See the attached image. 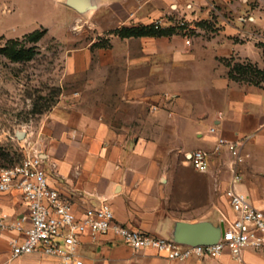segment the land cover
I'll use <instances>...</instances> for the list:
<instances>
[{
    "label": "crops",
    "instance_id": "crops-1",
    "mask_svg": "<svg viewBox=\"0 0 264 264\" xmlns=\"http://www.w3.org/2000/svg\"><path fill=\"white\" fill-rule=\"evenodd\" d=\"M57 1L68 6L65 0ZM92 1L102 15L97 19L94 13L87 24L93 29L100 27L103 18L111 45L98 48L94 55L92 45L100 40L94 38L87 47L77 49L72 55L76 72L86 69V59L88 66L95 59L94 75L104 76V88H108L112 76L126 77L119 89L123 99H116L115 106L119 108L139 103V64L154 60L151 75L155 76L163 74L159 61H166L167 81L158 84L153 92H173L178 110L167 121L140 119L133 127L130 119L115 121L98 111L84 110L80 102H61L55 107L43 138L50 183L78 210L97 201L87 194L94 193L108 198L121 223L176 240L185 223L208 222L219 228L225 219L234 217L225 195L231 155L227 149L214 153L218 138L225 137L242 142L246 161L238 188L264 210V83L232 79L230 67L224 63L227 58L242 54L240 44L229 37L197 35L188 45L177 34L178 28L168 35L122 37L116 32L123 27L153 24L155 18L171 9L188 12L191 27L201 30L207 16L198 9L197 0ZM69 8L75 12L69 28L75 27L76 20L89 16L78 17L76 14L81 12ZM109 88L112 100L114 87ZM66 103L70 105H62ZM143 124H151V128ZM212 126H216V132L210 130ZM190 133L195 137L192 148L182 140ZM195 149L211 152L207 172H198L186 159H180L179 150L188 153ZM27 211L19 191L0 194V213L14 220ZM16 235L14 230L0 229V264H61L58 257L40 251L13 256L10 241ZM78 253L84 264L234 263L229 250L217 256L183 260L150 248L136 251L113 232L100 234L96 239L83 235ZM242 264H264V248H246Z\"/></svg>",
    "mask_w": 264,
    "mask_h": 264
},
{
    "label": "rangeland",
    "instance_id": "rangeland-1",
    "mask_svg": "<svg viewBox=\"0 0 264 264\" xmlns=\"http://www.w3.org/2000/svg\"><path fill=\"white\" fill-rule=\"evenodd\" d=\"M197 1H200L198 9L207 16L203 18L205 22L201 30L191 27L188 12L173 9L154 21H159L163 26H176L180 29L177 34L188 45L191 38L197 35L233 39L240 44L239 52L242 54L229 57L224 63L229 67L240 64L252 67L254 71H262L256 79L264 83V0ZM94 13L97 19L102 15L97 8L76 14L78 17L89 16L82 21L76 20L75 27L69 28L75 12L60 1L0 0V47L11 39H19L27 49L33 50L31 58L20 61L0 52V168L18 163L23 157L24 147L29 144L37 143L39 148L45 149V129L49 126L55 107L61 102L76 105L80 102L84 110L98 111L99 115L113 117L115 121L130 119L133 127L140 119L147 121V118H156L164 122L177 113L173 92L161 89L153 92L158 84L167 81L168 77L164 75L166 61H159L164 69L163 74L155 76L151 75V69L156 65L154 60H144L139 64V103L135 106L121 105L119 108L115 106L116 99H123L119 89L126 77L112 76L108 88H104V76L94 75L97 68L94 58L89 66L86 59V69L76 72L72 55L77 49L87 47L94 38L100 39L92 45L94 55L98 48L111 45L106 38L108 29L103 18L100 27L89 28L88 19ZM35 29L46 32L38 41L24 40V35ZM132 79L135 81V77ZM92 84L96 88H90ZM111 85L114 87L112 100L109 93ZM49 103L51 106L46 108ZM70 103L62 105L69 106ZM40 110L43 112L40 113ZM144 126L151 128V124ZM19 131L24 132L23 137H19ZM182 140L185 146L192 148L195 137L192 133L185 134ZM175 144H179V141L175 140ZM179 156L185 160L186 151L179 150Z\"/></svg>",
    "mask_w": 264,
    "mask_h": 264
},
{
    "label": "built area",
    "instance_id": "built-area-1",
    "mask_svg": "<svg viewBox=\"0 0 264 264\" xmlns=\"http://www.w3.org/2000/svg\"><path fill=\"white\" fill-rule=\"evenodd\" d=\"M155 24L161 26L159 21ZM210 130L216 132L217 128L212 126ZM36 144L24 147L18 163L0 168V194L17 190L28 207L27 213L14 220L0 213V229L17 233L10 241L13 256L40 251L58 257L61 264H84L78 253L82 236L96 239L109 232L136 251L150 248L181 260L217 256L229 250L233 264H242L246 248H264V210L238 188L243 178L241 167L246 161L242 142L219 137L215 144L214 153L227 149L231 155V175L225 195L234 217L225 219L224 231L215 243L197 245L128 227L117 220L108 198L94 193L87 194L97 201L86 202L81 210L76 209L73 201L50 183L45 154ZM210 155L205 149H195L186 153V160L196 171L207 172Z\"/></svg>",
    "mask_w": 264,
    "mask_h": 264
},
{
    "label": "trees",
    "instance_id": "trees-1",
    "mask_svg": "<svg viewBox=\"0 0 264 264\" xmlns=\"http://www.w3.org/2000/svg\"><path fill=\"white\" fill-rule=\"evenodd\" d=\"M177 30V27H162L156 26L155 22L147 26L139 27H123L117 29L116 32L122 37L129 36H141V35H168L172 34ZM46 30L35 29L24 35V40L26 41H38L45 34ZM0 52L5 53L12 60L20 61L26 60L32 57L33 50L27 49L22 40L11 39L5 46L0 47ZM262 71H254L252 67L247 65L237 64L234 67H230L229 77L237 81H247L255 84H261V81L256 79L258 74ZM51 103L48 104L46 108H49ZM43 111L40 110V113Z\"/></svg>",
    "mask_w": 264,
    "mask_h": 264
},
{
    "label": "water",
    "instance_id": "water-1",
    "mask_svg": "<svg viewBox=\"0 0 264 264\" xmlns=\"http://www.w3.org/2000/svg\"><path fill=\"white\" fill-rule=\"evenodd\" d=\"M69 7L83 13L96 8V4L92 0H65ZM19 137H23L24 132H18ZM224 231V224L222 227L216 228L211 223H185L182 225L181 233L176 239L185 244H212L215 243L222 232Z\"/></svg>",
    "mask_w": 264,
    "mask_h": 264
}]
</instances>
